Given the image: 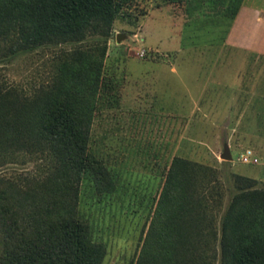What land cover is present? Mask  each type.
I'll use <instances>...</instances> for the list:
<instances>
[{
  "label": "rangeland",
  "instance_id": "rangeland-1",
  "mask_svg": "<svg viewBox=\"0 0 264 264\" xmlns=\"http://www.w3.org/2000/svg\"><path fill=\"white\" fill-rule=\"evenodd\" d=\"M243 1L264 8V0ZM132 7L113 21L91 129L112 188L100 194L74 180L79 213L105 245L101 264L137 263L173 155L216 169L222 208L231 171L264 187V54L227 44L235 17L209 0L192 11L163 0H135ZM71 46L45 44L0 58V81L31 94ZM225 145L232 156L226 166ZM245 148L256 162L239 159ZM55 163L47 148H16L0 162V176L24 186L47 177Z\"/></svg>",
  "mask_w": 264,
  "mask_h": 264
},
{
  "label": "trees",
  "instance_id": "trees-1",
  "mask_svg": "<svg viewBox=\"0 0 264 264\" xmlns=\"http://www.w3.org/2000/svg\"><path fill=\"white\" fill-rule=\"evenodd\" d=\"M163 1L185 2L192 11L205 0ZM209 1L232 19L243 2ZM134 2L0 0V58L45 44L72 45L33 93L0 81V162L33 146L56 159L50 174L34 183L0 176V264H101L105 245L79 213L74 180L100 194L112 188L113 175L91 145L93 112L113 21L131 15ZM229 175L222 208L216 169L173 155L136 264H264V187Z\"/></svg>",
  "mask_w": 264,
  "mask_h": 264
},
{
  "label": "crops",
  "instance_id": "crops-1",
  "mask_svg": "<svg viewBox=\"0 0 264 264\" xmlns=\"http://www.w3.org/2000/svg\"><path fill=\"white\" fill-rule=\"evenodd\" d=\"M226 43L264 54V8L243 1L230 25Z\"/></svg>",
  "mask_w": 264,
  "mask_h": 264
},
{
  "label": "built area",
  "instance_id": "built-area-1",
  "mask_svg": "<svg viewBox=\"0 0 264 264\" xmlns=\"http://www.w3.org/2000/svg\"><path fill=\"white\" fill-rule=\"evenodd\" d=\"M143 53V51L141 52ZM239 159L242 161V162H256L257 161V156L254 154L253 150L250 149V148H245L241 154H240V157Z\"/></svg>",
  "mask_w": 264,
  "mask_h": 264
},
{
  "label": "water",
  "instance_id": "water-1",
  "mask_svg": "<svg viewBox=\"0 0 264 264\" xmlns=\"http://www.w3.org/2000/svg\"><path fill=\"white\" fill-rule=\"evenodd\" d=\"M220 156L223 157L225 160H231L232 159L228 145L224 146L222 152L220 153Z\"/></svg>",
  "mask_w": 264,
  "mask_h": 264
}]
</instances>
